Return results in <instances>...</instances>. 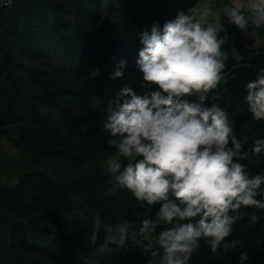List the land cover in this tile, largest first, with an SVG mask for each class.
<instances>
[{"label": "trees", "instance_id": "trees-1", "mask_svg": "<svg viewBox=\"0 0 264 264\" xmlns=\"http://www.w3.org/2000/svg\"><path fill=\"white\" fill-rule=\"evenodd\" d=\"M178 0H15L0 8V140L7 139L29 161L55 158L75 169L115 154L102 130L108 101L136 73L131 59L139 33L161 22L155 4ZM235 51H231L232 48ZM229 59L209 103L224 108L239 139L250 150L264 137V121H255L243 97L245 85L264 68V47L225 44ZM59 54L71 77L49 76ZM121 78L111 79L120 61ZM37 86L41 94L27 92ZM131 88V87H130ZM55 113L51 122L43 109ZM253 173L264 171V155L249 157ZM108 174L84 181H62L45 171L25 172L15 186L0 185V264H148L134 246H110L118 222L154 214L122 189L109 192ZM227 241L249 253L248 264H264V211L244 209ZM99 222V225L98 223ZM159 231V229H158ZM237 253L229 252L232 264ZM190 264H224L202 243Z\"/></svg>", "mask_w": 264, "mask_h": 264}, {"label": "clouds", "instance_id": "clouds-1", "mask_svg": "<svg viewBox=\"0 0 264 264\" xmlns=\"http://www.w3.org/2000/svg\"><path fill=\"white\" fill-rule=\"evenodd\" d=\"M226 24L245 35L252 25L264 26V0H231L222 14L194 3L139 33L136 63L147 91L124 87L108 101L100 123L115 154L104 171L109 192L126 189L142 206L158 207L138 223L118 222L105 250L127 251L131 239L148 264H190L203 243L224 264H232L229 252L248 264L242 242L226 238L243 209L264 211V171L253 173L242 162L264 155V137L245 150L227 111L208 102L229 59ZM125 68L120 61L110 78H121ZM245 90L252 118L264 121V68Z\"/></svg>", "mask_w": 264, "mask_h": 264}, {"label": "rangeland", "instance_id": "rangeland-1", "mask_svg": "<svg viewBox=\"0 0 264 264\" xmlns=\"http://www.w3.org/2000/svg\"><path fill=\"white\" fill-rule=\"evenodd\" d=\"M198 2H206L209 7L213 8L214 13L219 11L222 14L224 6L230 4L231 0H178L171 3L159 1V4H155L154 6L157 17L163 22L175 18L178 10H186ZM225 28L229 37L226 44L237 43L249 48L264 47V26L257 28L255 25H252L247 35L232 24H226ZM137 59L138 52L131 59V65L135 66L136 73L132 78L128 79V83L137 94L142 95L147 89L143 86L144 82L142 73L139 71L136 63ZM53 61L52 65L54 68L49 70V76L63 75L66 77L67 75V77H71L64 68L66 60L64 64L63 57L57 54ZM27 92L35 95L41 94L37 86H29ZM43 113L51 122L56 121L55 113L50 109L44 108ZM104 168V161L98 164H91L83 169H75L69 163L55 158H45L37 162H31L22 152L13 147L9 140L5 138L0 140V185L15 186L21 175L25 172L34 171H45L62 181H84L91 177L107 174ZM97 223L99 225V222ZM83 264L106 263L102 259H96Z\"/></svg>", "mask_w": 264, "mask_h": 264}, {"label": "built area", "instance_id": "built-area-1", "mask_svg": "<svg viewBox=\"0 0 264 264\" xmlns=\"http://www.w3.org/2000/svg\"><path fill=\"white\" fill-rule=\"evenodd\" d=\"M15 0H0V8H6L13 5Z\"/></svg>", "mask_w": 264, "mask_h": 264}]
</instances>
